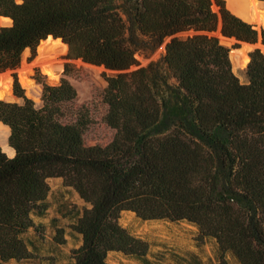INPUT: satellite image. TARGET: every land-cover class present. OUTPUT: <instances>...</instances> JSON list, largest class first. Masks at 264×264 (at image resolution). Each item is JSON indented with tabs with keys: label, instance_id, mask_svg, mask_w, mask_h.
Instances as JSON below:
<instances>
[{
	"label": "trees",
	"instance_id": "trees-1",
	"mask_svg": "<svg viewBox=\"0 0 264 264\" xmlns=\"http://www.w3.org/2000/svg\"><path fill=\"white\" fill-rule=\"evenodd\" d=\"M226 4L0 0V15L12 20L0 29V73L16 71L26 49L34 54L49 36L60 38L69 60L115 72L104 74L103 120L116 130L106 146L84 143L92 120L67 77L71 63L56 84L36 71L41 106L13 73L22 102L0 99V124L10 127L15 151L9 157L0 147V264L30 258L24 236L31 229L43 235L34 217L47 215L52 178H62L86 204L71 224L81 245L67 264H109L112 252L146 261L147 242L120 223L125 211L196 226L216 241L217 264H228L229 254L240 264H264V53H249L242 81L216 35L235 39L236 48L264 45V29ZM186 32L192 34L180 35ZM167 38L165 53L139 66L137 54ZM85 65L91 74L99 71ZM54 239L64 243L63 228L56 226Z\"/></svg>",
	"mask_w": 264,
	"mask_h": 264
},
{
	"label": "rangeland",
	"instance_id": "rangeland-1",
	"mask_svg": "<svg viewBox=\"0 0 264 264\" xmlns=\"http://www.w3.org/2000/svg\"><path fill=\"white\" fill-rule=\"evenodd\" d=\"M215 9H217L216 6ZM5 23L9 25V22L4 21L3 24ZM187 34H192V32H186L180 35L186 36ZM216 35L225 46L229 48L234 46L235 41L230 40L229 43H223L221 37L218 34ZM169 41L170 38L165 39L153 52L147 54L138 53L137 59L140 63L139 66H146L150 62L158 60L165 53L166 44ZM41 45H43V42L39 44V46ZM39 46L34 54L31 49H26L23 53L20 67L16 71H8L11 98L4 100L22 102V99L14 93L13 73L15 72L24 94L33 99L38 106L41 105L43 86L35 79L36 71H39L48 83L56 84L63 77L65 64L71 63L73 70L67 77L76 87L79 100L88 108L92 120V123L85 132L86 136L84 135L83 137L84 143L88 146H106L111 143L115 137L116 130L108 126L103 120L109 111V106L104 100L107 87L104 74H113L115 72L108 71L102 66L85 65L88 63L80 60H69L67 56L68 48L59 56V62L55 67L49 63L41 65L38 61L40 57ZM245 47H247L246 52L248 53L255 48H260L262 51L260 43L250 46L245 45ZM245 57L247 58L245 66H247L249 60L247 56ZM83 65L99 71L91 74L83 68ZM44 66L49 67L50 73H48V69L43 71L42 67ZM245 66L239 67L235 72L242 81H245L247 78L244 73ZM22 67H28L30 69L27 76L36 87L31 94H28L27 89L21 82L19 70ZM133 68H136V66ZM85 82L89 86L85 85ZM1 125L5 129V136L0 138V147L8 156L13 157L14 154L10 153L11 149L8 143L10 135L8 133L9 129L6 130V126ZM100 133L105 134L103 142L89 141L86 138L89 135ZM49 184L51 191L48 198L49 208L47 215L44 217H34V222L40 226L43 235H39L35 229H31L24 236L31 253L30 258L21 261L10 260L7 264H67L70 262L71 251L81 245V238L72 233L71 224L75 221L74 216L77 212L82 211L86 204L72 187H67L63 184L62 178H52L49 180ZM120 223L132 234L147 242L149 245V254L147 260L142 261L127 257L121 253L112 252L108 255L109 264H217L218 262L219 249L216 241L202 237L198 228L188 222L142 220L134 212L125 211L121 215ZM56 226L64 229L65 241L63 244L55 242ZM227 259L228 264H240L231 254L227 256Z\"/></svg>",
	"mask_w": 264,
	"mask_h": 264
},
{
	"label": "bare ground",
	"instance_id": "bare-ground-1",
	"mask_svg": "<svg viewBox=\"0 0 264 264\" xmlns=\"http://www.w3.org/2000/svg\"><path fill=\"white\" fill-rule=\"evenodd\" d=\"M227 1V8L231 10L235 15L239 16L243 20L253 23L255 22V25L264 28V2L259 0H226ZM7 22H10L9 20H4ZM8 24V23H5ZM4 24V25H5ZM223 43H229L230 40L225 38L224 36H221L219 33H217ZM42 43V42H41ZM262 51L264 53V46L261 45ZM67 49V46L60 42V40H51L48 38L45 42H43V45L39 46L40 50V57H39V63L45 64L49 63L52 66L55 67V65L59 62V56L63 54ZM246 50L247 47H245L242 50L243 59H241L239 56H237L234 53H231V61L233 63V70L236 72V70L239 67H244L247 58L246 56ZM10 72V71H9ZM9 72H4L0 74V79H5V90L7 98H11V87H10V81H9ZM20 72V79L25 88H29L32 86V82L27 76V74L30 72V69L28 67H22ZM1 98V97H0ZM9 129L8 126H6V130ZM8 133H10V129L8 130ZM5 136V129H3V126L0 124V138Z\"/></svg>",
	"mask_w": 264,
	"mask_h": 264
},
{
	"label": "water",
	"instance_id": "water-1",
	"mask_svg": "<svg viewBox=\"0 0 264 264\" xmlns=\"http://www.w3.org/2000/svg\"><path fill=\"white\" fill-rule=\"evenodd\" d=\"M18 1H21V0H18ZM259 1H262V2H264L263 0H259ZM214 9H215V6H214ZM4 20H9L10 22H9V25H11L12 24V20L10 19V18H7V17H4V16H1L0 15V29L2 28V27H5V26H9L8 24L6 25H4L3 23H4ZM251 24H254L255 25V22H253V23H251ZM256 26V25H255ZM257 28H258V26H256ZM259 29H263L262 27H260L259 26ZM217 33H219L221 36H223L222 35V33L221 32H217ZM225 37V36H224ZM48 38H50L51 40H60V42L61 43H63V44H65L66 46H67V48H68V45L66 44V43H64V41L62 40V39H60V38H55V37H53V36H49ZM47 38V39H48ZM225 38H227V37H225ZM47 39H45V40H43L42 42H45ZM171 39V38H170ZM227 39H229V40H233V41H236L235 39H230V38H227ZM262 46H264L262 43H260ZM245 45H248V46H250L251 44H249V43H245V42H242L241 43V46L240 47H234V46H231L230 47V58H231V53H234V54H236L237 56H239L241 59H243V54H242V50L244 49V46ZM246 56L248 57V60L250 61V59H251V57H250V54L248 53V52H246ZM80 61H82V62H84L82 59H79ZM85 63V62H84ZM249 63V62H248ZM233 65V64H232ZM248 65V64H247ZM103 68H105L104 66H102ZM247 66H245V68H246ZM7 71H10V72H12V70H7ZM0 74H2V73H0ZM5 82H6V80L5 79H0V99H8L7 98V95H6V90H5ZM41 104H42V100H41ZM37 105V104H36ZM38 106V105H37ZM39 106H41V105H39ZM2 123V122H1ZM2 124H4V123H2ZM5 125V124H4ZM7 126V125H6ZM9 127V126H8ZM10 128V127H9ZM10 132H11V129H10ZM14 155H15V153H14Z\"/></svg>",
	"mask_w": 264,
	"mask_h": 264
},
{
	"label": "crops",
	"instance_id": "crops-1",
	"mask_svg": "<svg viewBox=\"0 0 264 264\" xmlns=\"http://www.w3.org/2000/svg\"><path fill=\"white\" fill-rule=\"evenodd\" d=\"M10 149H11V150H10V153L14 154L15 151H14L12 148H10ZM9 157H11V156H9Z\"/></svg>",
	"mask_w": 264,
	"mask_h": 264
}]
</instances>
